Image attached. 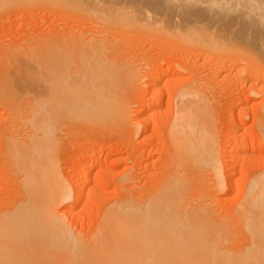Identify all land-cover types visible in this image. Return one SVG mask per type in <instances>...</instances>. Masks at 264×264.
Instances as JSON below:
<instances>
[{"label":"rangeland","instance_id":"rangeland-1","mask_svg":"<svg viewBox=\"0 0 264 264\" xmlns=\"http://www.w3.org/2000/svg\"><path fill=\"white\" fill-rule=\"evenodd\" d=\"M114 1L115 0H89V2L88 0H0V214L6 215V218L15 216L14 213L17 214L20 206L24 203V201L22 202L23 198L21 197L18 178H15L17 176H15L16 174L11 170V167H9L8 159H6L4 138H2L4 137L5 130H7L6 126H8V124L11 125L12 121L15 120L14 118L17 120L13 121V123L21 120L19 119L23 113L21 111H23V109L25 110V108L31 104L30 101L34 98V93L38 94V92L40 93V91L43 90L45 86L44 82H46L44 80L47 78L45 74L48 75V73H45L48 71L47 67L50 66L52 69L54 66H67L66 69L69 71L64 73V68L62 76L67 75V72H72L71 74L68 73V75L74 77V81L79 77L77 74L80 75L85 73L89 67H92L73 66L75 63L67 64L65 62L66 58H68L69 61L76 58L75 39L83 38L85 40H82L86 41V38L89 36V38H92L93 34H95L93 37L99 36V38L102 37L101 39L106 38V40H104L105 43H109L108 41L113 40L112 38H117L115 41H111V51L113 55H115L112 59L115 60H113V63L110 65H100L101 69L106 73L104 75L109 77L106 76L107 78L105 77V79L103 78L104 75L101 74V79H105L106 81L103 80L105 83L101 85L104 88V92L107 93L106 95L112 98H120L124 102L126 108L125 112H127L125 118L116 119L114 122L111 120L108 121L109 123H106V120H103L104 123L99 121L103 123H99L102 124L101 126H97L98 124H96V126L89 125V123L85 124V122L72 121L71 119L63 121L60 119L61 124H64H59V130L57 128V132L54 134V137H56L54 141H57L54 142L56 143L55 145L53 143L54 149L51 148L50 151V154H52L51 157H53L51 161L53 160L52 163L55 171L59 177L65 181L68 188L69 186H71L69 189L75 188V186L81 188L80 190L83 195L87 193L81 200L84 198L87 199H84V201L80 200L81 203L79 201L75 206L68 205L69 207H66V201L60 202L54 209H56V211L58 210V212H64L62 215L58 216H62L61 219H63V223H65V228H68L67 230L75 236L73 240L77 239L76 236L78 237L81 248L77 246L79 245L78 241V244H75L76 240L73 242L68 240L71 243L70 245L67 239L64 240L63 234L59 232L55 226L50 224L35 223L27 227L23 222L25 224H23L24 227L22 226L21 228V226H16V228L12 226V224L9 225L10 223H7V226H9L6 227V230L4 227L6 224L3 225L4 228L0 226L2 228H0L1 231L4 229V232H2L3 234L5 233V235H7L6 232H10L9 229L11 228V233L13 235H11V233L10 235L11 237L13 236L12 239H14V235L16 236L14 229L16 228V233H18L19 228V234L17 235H22L23 237H20L24 239L19 238V240H21H18V242H20L19 244L24 241V245L28 243V246L31 245L32 248V250L28 248V250L32 251L31 256L25 252L31 257L28 258L29 264H64V261L65 264H94L93 254L96 255L97 251L100 250H102L100 253L103 252L102 255H104L102 258V255L98 254V256L101 257L99 259L104 260L106 258V260H104L105 262L111 260V256L114 254L111 253V250L115 247L112 246L114 242L112 240L118 235L119 230L117 231L115 223L112 225L110 222H117V219L125 217L121 222L124 223V220H126V226L127 222H129L132 227L133 225L129 219L135 220L136 218L137 220L138 217L141 218L142 205L140 203L144 202L145 197L143 196L145 194V196L150 194L152 187L166 175V160H168V153L170 152L168 150V119H170L169 117L172 110L175 111L177 108V106L174 105L177 103L175 102L176 89L190 81L195 82L194 86L197 88V91H200V89L202 90L201 94H199L202 95L203 99L206 96L204 102L207 101L205 102V108L203 107L206 110L202 109L200 112L201 114L203 111L204 113H208L206 116L210 117V119L208 118L209 124L211 127L214 125L212 128L216 132L217 143H220L218 144L219 155L224 153L222 152L224 150L221 148L224 147L228 139L231 138V141L236 143L244 139V137H253L251 148L236 151L235 153L236 157L234 159V164L236 166L231 175L233 189L230 192L227 190L226 194H224V192L218 195L223 197V199L218 196L212 199L213 196H210L209 200L212 202L213 200L215 201L213 202V205H215L213 207H216L217 210L220 207H222L220 209L223 210L232 208L233 205H236L239 201L242 194L241 192H243L249 178L264 169V143L259 139L258 121L254 119L256 116L262 115L260 109L263 105L262 99L264 91L262 90L261 94V91L256 88L264 84V73L260 71L257 66L255 67L254 63L249 60L248 52L250 51V47L247 40L235 33H225L224 35L218 33L216 39L208 42L205 47H202L205 50H202L199 45H195L193 42H188V44L185 37L183 38V35L177 32L162 33L155 37L153 34L146 36L142 29H138V34L136 32H134L136 34L132 33L131 30L125 32V29L123 30L125 34L127 33L125 36L121 31L122 29L120 30L118 28L120 33H117L119 32L117 28H112L115 30L113 32L112 29H110L112 31H109L108 28L106 29V27L104 28L99 24H104L106 20L111 19V17L115 15L114 9L116 6H111L114 4ZM191 1L200 2L201 6H203L207 0ZM204 11L207 13V9L202 7L200 14L204 15ZM113 34L117 35L112 37ZM176 35L181 37L178 38ZM182 39L184 41H182ZM190 44L192 46H190ZM230 45L234 47H229ZM194 46L196 48H193ZM119 52L120 55L122 54L121 56L118 54ZM239 55L246 58L239 59L237 57ZM129 63L133 65H128ZM179 65H184L186 70H177V66ZM220 65L231 67L222 71L220 70L221 72L217 71V73L215 70ZM244 66H246V68H244ZM61 68L63 67H60V69ZM95 68L97 69L98 67ZM56 69L55 67L51 72H54ZM98 69V71L95 69L94 71L97 73L101 70L100 68ZM252 69L254 73L251 74L250 72ZM42 71L44 73H42ZM102 71H100V73H102ZM131 71H135V74ZM55 75L59 77L58 75L61 74L59 72L58 75ZM62 76V80L67 77ZM101 76L99 75L98 77L100 78ZM145 76H147L148 79ZM72 77H69V80H73ZM155 77L157 79V87L153 90L151 88L154 81L152 78L155 79ZM107 79H110V81L107 82ZM26 80L30 81L25 82ZM36 81H38L36 84L38 86L35 85ZM21 82L28 83V87H24L26 84H22ZM13 85L15 89H17V91L13 89L15 92H12V88H14ZM97 86L99 89V84H97ZM102 86L100 88H102ZM19 88L22 90L20 93ZM23 90H25V95ZM28 91L31 93H27ZM44 91L42 93H44ZM152 96L158 99L156 105L153 107L154 110L152 108H146L145 106ZM29 98L32 99L30 100ZM240 98H244L245 100L239 104L238 99ZM15 101L16 103H14ZM13 105H17L21 111ZM12 107L14 110L17 108L20 112L19 118L17 115H13L14 110H12ZM200 108H202V104ZM150 109L157 115L154 116L155 118L153 119L148 118ZM9 113L13 115V117H10ZM20 122L18 121L19 124H16L17 122L14 124L19 125L20 129L24 130H20L18 126L17 131L20 135L17 131L13 133L19 140H21V138L24 139L29 132L27 125L22 123L20 125ZM104 124L105 128L103 127ZM22 125L25 126L21 128ZM144 128H146V130ZM23 133L25 136L22 135ZM84 167H89L94 171L98 170L99 176L96 178L94 172H91L87 177H80L82 174L81 171L83 170L82 168ZM202 182L200 181L199 185ZM199 185L196 184L197 187H199ZM204 187L205 186L202 187L201 184L200 188L197 189H204ZM84 190H88L90 195L88 191L85 192ZM121 195H124V197L120 198ZM20 198L22 199L20 200ZM145 200L147 199L145 198ZM18 201H20V203ZM17 202L19 206H15ZM216 204L220 206L217 207ZM13 206H15V208L18 207L16 208L17 210L14 209L16 212L12 209ZM34 209L32 210L33 212ZM19 211V213H22L23 209ZM4 215L3 218L5 217ZM7 215L10 216L7 217ZM126 217L129 219H126ZM109 218L111 221L108 225L106 222ZM11 219L12 217L10 220ZM6 221L4 223H6ZM119 221L118 223L120 224L121 222ZM134 224L137 223L135 222ZM114 225L115 228L113 227ZM128 227H130V225ZM132 228H134V226ZM133 233H136V229H134ZM94 234H96V238H98L99 245L96 242L97 239L93 240L95 238L93 237ZM0 236H2L0 237V244L3 245L2 247H7L11 237L9 236L10 239L8 238V243V239L7 241L5 238L3 239L4 235ZM16 238L17 237H15V239ZM15 239L14 241L12 240L11 244H13V242L16 244L18 243ZM63 240L67 243L61 251L63 254L66 253L64 256L59 254L61 250L59 246H63L64 243H61ZM2 241H6L8 244L4 245L5 243H1ZM90 241L93 242L91 243ZM49 244H51L50 248L52 250L45 251ZM55 245H58L57 248H55L57 250L53 248ZM90 245H93V247L90 248ZM28 246H25V248ZM68 246L72 252L73 250L75 252L72 253V255L77 254L76 257H80L81 260L76 259L75 256L73 257H75L76 262L71 258L68 260L67 257H72L67 254L69 253ZM71 246L73 247L71 248ZM98 246L99 250L97 249ZM13 247L14 251H16L15 248L17 246ZM17 248L20 249V247ZM8 249L13 250L11 247H8ZM22 249L23 251L20 249L22 253L18 252L19 255L24 254L25 249ZM52 251V258H50L51 255L49 254L48 257L46 252L52 253ZM108 251H110V253H108ZM2 252L4 251L2 250ZM14 253L17 254L16 252ZM26 254L23 259L26 258ZM96 257L97 256H95V258ZM70 259L72 261H70ZM47 260H49L48 263L46 262ZM51 260H55V262ZM26 263L27 261L24 262V264ZM97 264L104 263L100 262Z\"/></svg>","mask_w":264,"mask_h":264},{"label":"bare ground","instance_id":"bare-ground-1","mask_svg":"<svg viewBox=\"0 0 264 264\" xmlns=\"http://www.w3.org/2000/svg\"><path fill=\"white\" fill-rule=\"evenodd\" d=\"M177 1L115 0L114 4L111 5L116 6L114 9L115 15H113L111 19L106 20L104 24H99L104 28L106 27V29L108 28L109 31H112L115 28L118 30L119 28L120 30L122 29V32L126 29L125 32H129L131 30L132 33L136 32L138 34V29H142L146 36L153 34L155 37L162 33L177 32L180 35H183V38L185 37L187 43L193 42L201 48L205 47L208 42L214 41L218 33L223 35L225 33H235L247 40L250 47V51L248 52L249 60L254 63L255 67L257 66V68L264 73V0H207L203 6H201L200 2H192L191 0ZM202 7L207 9V13L204 11V15L200 14ZM114 31L115 30H113V32ZM117 33H120V31ZM94 35L95 34H93V36ZM116 35L117 34H113L112 37H115ZM126 35L127 33L125 36ZM93 36L92 38H89V36V39L86 38V41H83L85 40L83 38V40L81 38L75 39L76 58H73L71 61L66 58L65 62L67 64L75 63L73 66H92L96 71L99 70L98 68L101 69L100 65H110L113 63V60L115 59H112V57L115 55H113V52L111 51V41H115L117 38H112L113 40L108 41L109 43H105L104 40H106V38L101 39L102 37L99 38V36ZM177 36L178 35H176V37ZM179 37L181 36H178V38ZM182 41L184 40L182 39ZM190 46L192 45L190 44ZM232 46L230 45L229 47ZM193 48L196 47L194 46ZM203 49L204 48H202V50ZM118 54L120 55V52ZM241 55L237 57L239 59L246 58ZM128 65L132 66L133 64L129 63ZM184 65L177 66V70H186ZM55 67L57 69L54 72H51ZM60 67H63L61 68L62 70ZM66 67L67 66H54L52 69L50 66L47 67L48 71L45 73H48V75L45 74L47 77L44 80L46 81L44 82L45 86L40 93H34L33 99L29 98L30 100L32 99L30 101L31 104H29L30 102L28 101L29 105L25 108V110L22 108L23 111H21L17 105H13L23 112L21 117L17 108V110H14L13 107V109L11 108L14 110V114H12L20 117H18L21 119L18 120L19 122L21 121L20 125L21 123L25 124L29 129L26 136L24 133L22 134L25 136L24 139H17L18 137H16L13 133L17 131L19 125L16 124L19 123L16 121L17 123L14 122L16 123L14 124L13 121L17 120L14 118L15 120L11 119L13 120L12 124H8V126H6L7 130L4 132V137H2L1 134V137L4 138L6 159H8L7 161L9 163V167H11V170L16 174L15 176H17L15 178H18L21 197L23 198L22 202L24 201V203L20 206V209H23L22 213H19V209L17 214L14 213L15 216L7 215V217H12L11 220L10 218H6V215L4 214L3 215L5 217L3 218V215L0 214V226L2 228L5 227L6 230V227L11 224L14 227L21 226V228L24 223L27 227H30V225L35 223L50 224L55 226L57 230L63 234L64 240L67 239V241L69 240L71 242L76 240V244L78 237L76 236L77 239L73 240L75 236L67 230L68 228H65V223H63L64 221L61 219L62 216H58L62 215L64 212H58V210L56 211L54 208L57 204L64 201L67 202L66 207L68 205L75 206L82 199V197L87 195V193L83 195L80 190L81 188H77L76 186L75 188L69 189L71 186L68 188L65 181L62 180L55 171L52 163L53 160L51 161V158L53 159V157H51L52 154H50L51 148H53L56 144L54 142L57 141H54L56 139L54 134L57 132V128L59 130V124H61L60 119L62 121L71 119L72 121L76 120L83 123L85 122V124L89 123V125L96 126V124H98L97 126H101L105 120L106 123H109L108 121L110 120L114 122L116 119L125 118L127 112H125V104L120 98H112L104 92V88L101 84L106 82L105 79L108 76L106 75V77L104 75L106 73L103 69L100 70H103L102 73H100V71L96 73L92 67H89L90 69L87 67V71L80 75L77 74L79 77H77L74 81V77L68 75L69 72H67V75L62 76L64 68V73L69 71ZM95 67L98 68L96 69ZM230 67L227 65H220L215 71L221 72L222 70L229 69ZM244 68H246V66H244ZM252 70L250 72L251 74L254 73V70ZM59 72L61 75H58ZM131 72L134 73L135 71ZM42 73L44 72L42 71ZM42 73L41 75L44 77ZM95 73L98 76H101L102 74L104 75L103 78H106L101 79L102 76L99 78ZM55 74L59 77H56ZM61 76L67 77L62 80ZM68 76L72 77L73 80H69ZM147 76L145 77L147 78ZM152 79L154 81L151 88L154 90V88L157 87V79L156 77L155 79ZM29 81L26 80L25 82ZM109 81L110 79L107 82ZM37 82L38 81L35 82V85ZM21 83L24 84L23 82ZM27 84L24 87H28ZM97 84H99V89ZM194 85L195 82L190 81L185 85L183 84V86L181 85V87L177 88L175 92V102L177 103L174 105H176L177 108L175 111L172 110L169 117L170 119H168V150L170 152L168 153L169 156L167 155L169 158L167 157L168 160H166V175L152 187L150 194H147V196H145L146 194L144 196L142 195L147 200L144 198V202L140 203L142 205L141 218L138 217L137 220L136 218L135 220H132L126 217V219L130 220L134 228H132L133 226L131 227L129 222H127L126 226V220H124L125 222L123 221L124 223L121 222L125 217L123 218L120 216L122 219H117L118 221L120 220V224L117 220V222L114 220V222H110L111 219H108L106 223H108V225L109 222L110 224L112 223V225L115 223L117 231L119 230L120 232H118V235H116L115 239L112 240L114 241L112 246L115 247L111 250V253L114 254L111 256L112 258L109 262H105L104 260H106V258L102 260L99 259L101 257L98 256V254L102 255L103 252L100 253L102 250L97 251L96 255L93 254L94 264L100 262L104 264H264V169L249 178L243 192H241L242 194L239 201L236 205L234 204L233 207L231 206L232 208L229 210L220 209L222 207L217 210L216 207V209L213 207L215 206L213 205V202L215 201L213 200L212 202L209 200L210 196H213L212 199H214L215 196L224 192V194H226L227 190L230 192L233 189L231 175L236 166L234 164V159L236 157L235 153L236 151L251 148L253 137H244V139L236 143H233L234 141L232 142L231 138L228 139L226 144H224V147L221 148L224 150L222 151L224 153L219 155L220 152L218 144L220 143H217V135L212 128L214 125L211 127L209 124L208 118L210 119V117L206 116L208 113H204L203 111L204 114H201L200 112V110L205 108V102L207 100L205 102L204 100L206 99V96L203 99L202 95H200L202 90L200 89V91H197V88H195ZM101 86L102 88H100ZM260 86L261 87H257L256 89H259L262 94V90L264 91V84H261ZM13 87L12 92H15L13 91L15 86L13 85ZM15 90L17 91V89ZM20 91L22 92L19 88V93ZM23 91L25 95V90ZM29 91L27 93L30 94L31 92ZM43 91L44 93H42ZM243 100L245 99H238V103L240 104ZM16 101L14 103H16ZM157 101L158 99L152 96L145 104L146 108L153 109ZM200 103L202 104V108H200ZM262 103L263 105L261 104L262 107L260 109L262 111V115L256 116L254 119L258 121L257 127L259 139L264 143V96ZM153 110L150 109V112L148 113L149 119H153L155 118L154 116H157ZM13 115L10 114V117H13ZM99 121H102L103 123ZM25 125H22L21 128ZM104 126L105 124L103 127ZM144 129L146 130V128ZM17 133L19 132L17 131ZM82 169L80 177H87L91 172H94V176L96 178L99 176L98 170L94 171L89 167H84ZM200 181H203L200 185L202 184V187L205 186V190L203 188L200 189L201 191L198 190L200 188ZM196 184L199 185V187H197ZM89 193L90 192L88 191V194ZM123 197L124 195H121L120 198ZM22 198H20V200ZM220 198L223 199V197ZM84 199L81 201H84ZM18 202L20 203V201ZM17 203L15 206H19V203L18 205ZM15 206L12 207L13 210H17L16 208L18 207L15 208ZM33 209L34 212L32 211ZM5 221L6 223H4ZM135 222L137 224H134ZM7 223L10 224L7 226ZM5 224L6 226L3 227ZM129 225L130 227H128ZM113 227L115 228V225ZM16 228L14 229L16 234V236L14 235V239L17 237L18 239L16 238L15 241L17 240L16 242H18L19 238L23 239V236L20 235L22 236L20 237L17 235L19 234V228L18 233H16ZM1 229L0 233L2 234L0 235H4L3 239L5 238L7 241L9 236L11 237V235H13L11 233L12 230L10 228V232H6L7 235H5V233L3 234L4 229L2 230L3 232ZM134 229H136V233H133ZM12 237L10 243V238L8 239L9 245H7L8 243L6 241L1 242L5 243L4 245H7V247H2L3 245L0 244V264H24L25 261H27L26 264H29L28 258H31L30 256L32 253L31 245L28 246V243L27 245H24V241H22L23 243L21 244H19L20 242L17 244L13 242V244H11L12 240L14 241ZM93 237H95L93 240L97 239L96 242L99 245L96 234H94ZM64 240L61 242L62 244L64 243L63 246L61 245L63 248L59 246L61 249H59V254H62L63 256L64 254L66 255V253L63 254L61 251L64 249V246H66L65 244H67ZM69 241L68 243L71 245ZM50 245L51 244L47 246L48 249L46 248L45 251L52 250ZM13 246L20 247L22 251V248H24V254L19 255L18 252L22 253V251H20L17 247L15 248L16 251H14ZM25 246L28 247L25 248ZM57 246L55 245L53 248L55 249ZM73 246H71V248ZM77 246H80V242ZM8 247H11V249L13 248V250L8 249ZM89 247L91 248L93 245H90ZM28 248L31 250H28ZM97 249L99 250V246ZM2 250L4 252H2ZM68 251L69 253L67 254L72 256L67 257L68 260L71 258L76 262V259H80V257H76L77 254L72 255V253L75 252L74 250L72 252L69 246ZM25 252L30 254V256ZM46 253L48 254V257L50 254V258H52L53 251L52 253ZM108 253H110V251H108ZM25 254L27 256L23 259ZM73 256H75L76 259ZM95 256L97 257L95 258ZM13 258H16L17 260ZM71 259L70 261H72ZM80 260L77 261L81 262ZM51 261L55 262V260ZM46 262L48 263L49 260Z\"/></svg>","mask_w":264,"mask_h":264}]
</instances>
